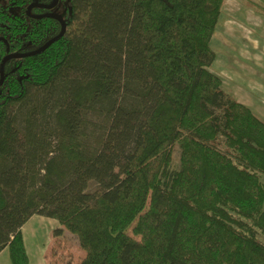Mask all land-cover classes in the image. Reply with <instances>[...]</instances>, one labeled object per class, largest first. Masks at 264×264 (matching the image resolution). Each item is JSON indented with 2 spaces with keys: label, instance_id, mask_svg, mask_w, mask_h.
<instances>
[{
  "label": "trees",
  "instance_id": "16d2710c",
  "mask_svg": "<svg viewBox=\"0 0 264 264\" xmlns=\"http://www.w3.org/2000/svg\"><path fill=\"white\" fill-rule=\"evenodd\" d=\"M0 6V61L58 21ZM225 0H60L5 65L0 253L56 220L79 264H264V122L210 71ZM34 13H41L34 10ZM179 148V165L174 150Z\"/></svg>",
  "mask_w": 264,
  "mask_h": 264
},
{
  "label": "rangeland",
  "instance_id": "374dc122",
  "mask_svg": "<svg viewBox=\"0 0 264 264\" xmlns=\"http://www.w3.org/2000/svg\"><path fill=\"white\" fill-rule=\"evenodd\" d=\"M58 9L63 15L65 5ZM211 46L216 60L210 71L220 77L223 90L251 105L253 113L264 122V0H225ZM179 158V148H175L174 166L179 165ZM54 223L53 227L45 219L42 224L51 232L47 238L54 240L49 249L51 264H79L86 256L85 250L66 230L62 236H55L54 232L62 227Z\"/></svg>",
  "mask_w": 264,
  "mask_h": 264
},
{
  "label": "crops",
  "instance_id": "0c3cea01",
  "mask_svg": "<svg viewBox=\"0 0 264 264\" xmlns=\"http://www.w3.org/2000/svg\"><path fill=\"white\" fill-rule=\"evenodd\" d=\"M237 101L249 107L250 109L252 108L251 105L246 102L240 100ZM45 219L47 218L37 215L33 216L22 228L24 244L29 258V264H51L49 257V249L54 244V240L51 238H47V235L48 237L51 236V232H47L43 228L42 224ZM47 220H49L52 226L54 227V222L56 220ZM0 264H11L9 251L7 248L0 253Z\"/></svg>",
  "mask_w": 264,
  "mask_h": 264
},
{
  "label": "flooded vegetation",
  "instance_id": "af4514ba",
  "mask_svg": "<svg viewBox=\"0 0 264 264\" xmlns=\"http://www.w3.org/2000/svg\"><path fill=\"white\" fill-rule=\"evenodd\" d=\"M53 2H54V0H53ZM53 2L51 3V4H41V3H39V2H33V3H31L30 5H28L27 7H26V9L24 10V13H25V15H26V17L28 18V19H31V20H36V21H39V20H43V19H52V18H46V17H44V18H41V19H38L37 17H41V16H44V15H48V14H56V15H58V16H60L63 20H64V22H65V25H66V32H67V24H66V21H65V19H64V17H65V15H64V13H63V15L62 14H60L59 12H60V10L58 9L59 8V3H60V0H59V2H58V4H57V6L56 7H54L53 9H48L47 7H49V6H51L52 4H53ZM0 6H3V7H8V11H10V12H12V13H14L15 11V9L13 8V7H9L8 5H7V1L6 0H0ZM31 6H35V7H33L29 12H28V9L31 7ZM58 9V10H57ZM34 10H40L41 11V13H34L33 11ZM52 20H55V21H58V20H56V19H52ZM59 22V21H58ZM60 23V22H59ZM60 25H61V30H62V24L60 23ZM61 32V31H60ZM60 34V33H59ZM58 34V35H59ZM57 35V36H58ZM56 37V36H55ZM55 37H53V38H55ZM52 38V39H53ZM0 40H1V38H0ZM51 40V39H50ZM49 40V41H50ZM48 42V41H47ZM46 42V43H47ZM45 43V44H46ZM44 44V45H45ZM43 46V45H42ZM41 46V47H42ZM41 47H38V48H36V49H32V50H30V51H28V52H25V53H18L19 55H22V54H28V53H32V52H34V51H36V50H38L39 48H41ZM44 53V52H43ZM10 55H17V54H9V55H6L5 57H7V56H10ZM40 55V54H39ZM36 56H38V55H36ZM4 57V58H5ZM32 57H35V56H32ZM4 58H2L1 59V61H0V65H1V63H2V61H3V59ZM27 58H29V57H27ZM23 59H25V58H23ZM12 60H21V59H12ZM12 60H9V61H7L6 63H5V65L8 63V62H10V61H12ZM5 65H4V68H5ZM3 72H4V70H3ZM5 72H4V82H5ZM0 80H1V75H0ZM4 82H3V84H4ZM3 84H2V86H3ZM2 86H0V88L2 87Z\"/></svg>",
  "mask_w": 264,
  "mask_h": 264
},
{
  "label": "water",
  "instance_id": "95a60500",
  "mask_svg": "<svg viewBox=\"0 0 264 264\" xmlns=\"http://www.w3.org/2000/svg\"><path fill=\"white\" fill-rule=\"evenodd\" d=\"M59 0H54L53 4L49 7H47L49 10L50 9H53L54 7L57 6ZM35 6H31L29 9H28V12ZM52 18V19H56L58 20L61 24H62V30L60 32V34L58 36H56L55 38L51 39L50 41H48L45 45H43L41 48H39L38 50L32 52V53H28V54H22V55H10V56H7L3 59L1 65H0V75H1V80H0V86H2L3 82H4V65L7 61L9 60H12V59H23V58H27V57H32V56H36V55H39V54H42L43 52H45L48 48H50L54 43L58 42L59 40H61L65 34H66V25H65V22L64 20L56 15V14H48V15H44V16H41V17H37L38 19H41V18Z\"/></svg>",
  "mask_w": 264,
  "mask_h": 264
}]
</instances>
